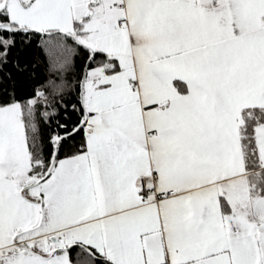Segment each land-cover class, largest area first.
I'll return each instance as SVG.
<instances>
[{
  "label": "snow or ice",
  "instance_id": "snow-or-ice-1",
  "mask_svg": "<svg viewBox=\"0 0 264 264\" xmlns=\"http://www.w3.org/2000/svg\"><path fill=\"white\" fill-rule=\"evenodd\" d=\"M0 264H264V0H0Z\"/></svg>",
  "mask_w": 264,
  "mask_h": 264
},
{
  "label": "trees",
  "instance_id": "trees-1",
  "mask_svg": "<svg viewBox=\"0 0 264 264\" xmlns=\"http://www.w3.org/2000/svg\"><path fill=\"white\" fill-rule=\"evenodd\" d=\"M33 53L35 52V49L32 50ZM58 56H62V53L60 52V50H55L53 53H52V58L55 59L56 57ZM49 59L48 57V54L45 53L44 54V60H45V63L47 62V60ZM76 64H77V67L79 68L80 64H81V58L80 57H76ZM44 68V65H41V70H43ZM69 100L71 101V97H69Z\"/></svg>",
  "mask_w": 264,
  "mask_h": 264
}]
</instances>
